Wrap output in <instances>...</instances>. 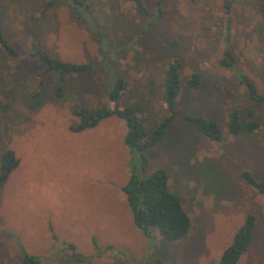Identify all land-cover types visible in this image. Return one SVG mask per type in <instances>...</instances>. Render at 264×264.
<instances>
[{"label":"rangeland","instance_id":"1","mask_svg":"<svg viewBox=\"0 0 264 264\" xmlns=\"http://www.w3.org/2000/svg\"><path fill=\"white\" fill-rule=\"evenodd\" d=\"M47 1L0 0V26L24 54L15 59L0 51V100L9 104L0 109V158L10 148L20 158L0 193V264H23L24 249L42 264H139L156 257L214 264L249 213L257 225L237 264H264V194L242 178L248 169L264 180V103L249 98L237 75L243 69L264 94V0H162L159 8L157 0H142L147 17L133 0H88L86 21L67 2L47 9ZM33 38L52 55L93 69L61 82L59 73L26 55ZM226 48L235 68L219 63ZM174 61L184 82L199 73L201 85L184 84L177 117L146 153L147 172L168 171L192 230L178 241L155 230L153 248L134 225L122 191L131 174L125 121L111 117L74 132L72 109L112 106L113 78L122 77L129 83L126 101L142 103L139 116L155 126L166 115L162 81ZM60 84L62 96L56 94ZM236 104L244 121L260 120L254 134L230 133L229 110ZM186 114L217 119L225 138L204 136ZM94 238L101 249L112 245L116 251L95 257ZM68 243L90 261L75 263L71 249L49 258Z\"/></svg>","mask_w":264,"mask_h":264},{"label":"trees","instance_id":"2","mask_svg":"<svg viewBox=\"0 0 264 264\" xmlns=\"http://www.w3.org/2000/svg\"><path fill=\"white\" fill-rule=\"evenodd\" d=\"M67 2L79 20L86 21L88 13L92 10V3L88 0H48L46 8L51 9L61 2ZM135 9L142 17L150 16L149 9L142 0H133ZM162 0H157L158 8ZM228 7V4H227ZM231 18L227 17V32H231ZM0 51L11 58L19 59L23 53L19 51L12 41L5 36L0 26ZM31 58L37 59L46 69V72H57L64 82L68 75H85L92 69L90 63H78L65 61L52 55L46 50L36 38L31 40L29 52L26 54ZM220 65L227 68H235V59L232 52L226 48L225 55L220 60ZM180 64L177 61L171 62L166 66L162 81L161 96L166 105V115L162 117L158 124L147 127L139 114L144 112V105L138 101L128 103L126 101L129 83L122 77H114L110 89V102L112 106L104 105L101 107H88L76 105L72 112L78 122L71 126L74 132H82L97 127L103 120L118 117L123 119L127 125V132L124 142L131 152L129 167L130 177L122 187L130 208L134 225L147 238L153 248H157V237L155 230L161 236L171 241H178L186 238L192 230V219L185 208L181 196L172 189L169 180V173L165 168L159 167L151 172H147L149 158L147 151L155 146L166 135L168 127L177 117L178 97L184 84L189 88H198L201 85V75L193 73L185 82L180 75ZM239 81L247 87V95L252 101L258 104L264 103L262 94L254 81L245 73L243 69L237 72ZM56 94H64L63 86L60 84L56 88ZM9 104L0 100V109L6 110ZM250 116L252 111L248 113ZM227 127L233 135L244 133L254 134L262 125L260 120L250 118L244 121L241 106L236 104L229 110ZM188 121L193 122L198 130L206 137L222 141L225 137L222 127L217 119L203 114H186ZM20 158L13 149H6L0 158V193L2 187L9 179L12 172L19 166ZM243 180L250 186L256 188L264 194V180L257 179L252 171L245 169L242 171ZM257 225V217L249 213L243 224L234 235L231 244L223 251L221 257L214 264H237L242 255L251 245L254 231ZM95 257L103 256L107 251H116L109 245L101 249L96 238L93 240ZM67 249L73 253L72 260L75 263H87L90 257L77 250L74 243H68L65 248L57 251L50 256L52 259L60 255ZM117 253H121L117 251ZM23 264H42V259L36 255H31L25 249L22 251ZM139 264H170L161 257H156L153 263L141 261Z\"/></svg>","mask_w":264,"mask_h":264}]
</instances>
